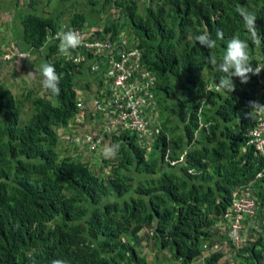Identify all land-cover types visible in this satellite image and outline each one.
<instances>
[{"label": "trees", "instance_id": "16d2710c", "mask_svg": "<svg viewBox=\"0 0 264 264\" xmlns=\"http://www.w3.org/2000/svg\"><path fill=\"white\" fill-rule=\"evenodd\" d=\"M105 4L104 12L110 7L114 17L105 29H91L86 43L108 40L116 55L120 45L131 49L133 44L140 51L141 69L155 77L152 101L141 114L153 141L143 146L130 130L131 120L116 123L115 132H100L104 142L99 150L120 145L113 158L103 160L109 172L63 150L58 131L72 132L81 108L91 107L92 100H84L79 90L85 60L59 56L52 44L49 63L60 77L59 95L44 88L43 95L30 91L21 99L0 86V264H52L53 259L147 264L143 238L172 253L174 260L160 257L154 264H229L223 250L211 248L219 221H224L229 252L239 258L232 264H264V158L246 136L263 118L259 109L255 119L248 113L250 101L264 104V70L249 74L246 83L234 77L232 92L219 88L221 73L207 62L209 50L195 39L203 31L216 39L217 30H223L225 39H217L212 50L218 61L227 40L237 36L248 40L253 66H264V0ZM238 6L256 15L259 47L250 40ZM74 18L77 28H83V12ZM24 20L28 45H42L57 32L51 18ZM89 50L96 51L82 45L70 50V56ZM95 83L98 90L91 98H100L101 91L109 94L112 86L106 78L97 77ZM85 111L97 113L94 108ZM108 115L97 113L106 129L116 117ZM237 189L250 193L256 204L254 217L242 220L248 235L240 246L225 219Z\"/></svg>", "mask_w": 264, "mask_h": 264}, {"label": "crops", "instance_id": "0c3cea01", "mask_svg": "<svg viewBox=\"0 0 264 264\" xmlns=\"http://www.w3.org/2000/svg\"><path fill=\"white\" fill-rule=\"evenodd\" d=\"M105 2H107V0H0V53H13L16 51L29 53L28 58L25 59L17 57L10 60L0 59V86L8 90L14 96L18 95L21 99H24L30 91H36L35 95H38L41 92L44 93L42 76L36 71V69L39 68L42 62L52 61L53 54L49 56L51 53V46L52 44L57 47L59 45V41L56 39V33L62 30L67 31L72 29L76 32H81L86 38L88 33L91 32V29H105L107 24H101L105 21L103 15L110 11L112 12L110 7L104 12V7L106 5ZM101 3L102 6L100 7ZM70 12H81V14L83 12L84 17L86 15L89 17L84 19L85 22L83 21V28H77L75 24L76 19L74 18L75 13L72 14ZM28 16H42L53 19L55 21V29H57V32H55L51 38L46 39L47 41L42 45L35 47L28 45L25 41L24 35L26 24L24 19ZM132 45L130 48H132ZM58 55L65 58H78L80 60H85L84 74L82 73L79 75V90L80 95L84 100H93L94 97H91L96 94L98 90L95 83L97 77H101L104 81L106 78V81L108 82L107 67L109 61L105 58L108 54L104 51L89 50L85 51L82 56L80 54H74V56L66 57L59 52ZM30 71L34 72V76L29 75ZM88 83H92V85ZM88 87H90V90H87ZM100 95H103V91L100 92ZM177 111H179V108H177L176 112ZM96 124H101L97 113L96 115H87V113L80 114L72 124V135H80L87 131L90 128V125ZM98 132H106V127L101 125L99 131H90L88 133ZM153 137L154 135L151 133L141 142L149 146L153 141ZM85 145L87 148L88 146L86 143ZM73 152L78 154L79 151L76 149ZM90 152L94 153V151ZM225 231L224 226L219 227V230L213 235L214 238L211 241V248L221 251L223 250L226 254L225 258L229 260L234 256L231 255L229 252L231 249H229V246L224 242L225 240L223 236L225 235ZM206 254L207 252L201 258H205ZM191 264L205 263H203L202 260H195Z\"/></svg>", "mask_w": 264, "mask_h": 264}, {"label": "built area", "instance_id": "2783aa9c", "mask_svg": "<svg viewBox=\"0 0 264 264\" xmlns=\"http://www.w3.org/2000/svg\"><path fill=\"white\" fill-rule=\"evenodd\" d=\"M81 36V44L89 48H94L96 51L108 52L109 63L107 68L108 82L112 86L108 95H102V99L94 97L91 102L90 109L97 111V113H107L116 116L111 120L110 126L113 127V132L116 131L115 124L118 122H125L131 120L130 130L134 134L142 138H146L152 132L141 118L144 107L152 100V91L154 89L155 77L147 69H141L139 58L141 53L136 48H124L119 46L121 53L116 55L114 53V46L112 43H86L84 35L78 32ZM29 53L13 52L0 53V59L10 60L12 58H28ZM74 61H80L76 58ZM30 76H34V72H29ZM85 108V107H84ZM86 109V108H85ZM85 109L81 108L80 114H85ZM107 128L110 129L111 127ZM124 127V126H123ZM107 132H109L106 129ZM154 135V134H153ZM249 138V143L253 145L254 151L264 158V118L257 119L254 127L249 128L246 132ZM86 144L91 151H95L101 147L104 142L103 135L98 133H88L85 135ZM183 160V157H182ZM175 164V163H173ZM189 173H192L189 171ZM256 204L250 193L244 194L242 190H237L232 194L231 206L228 214L225 217L230 222V235L236 246H240L244 242V225L242 220L244 217L251 219L254 217Z\"/></svg>", "mask_w": 264, "mask_h": 264}, {"label": "clouds", "instance_id": "9594fccd", "mask_svg": "<svg viewBox=\"0 0 264 264\" xmlns=\"http://www.w3.org/2000/svg\"><path fill=\"white\" fill-rule=\"evenodd\" d=\"M237 12L244 21L250 40L255 46L259 47L262 43V38L257 31L256 15L248 11L245 7L240 6L237 7ZM56 39L59 41V53L66 57L70 56V50L76 49L81 44L80 34L72 29L57 32ZM195 39L202 47L209 50L207 62L211 64L217 72L221 73L218 79L219 88L232 92L235 90V85L233 83L234 77L239 78L242 83H246L249 80V74L259 75L260 72L264 70V66L260 64H257L255 67L253 66L248 52V40L240 39L237 36L229 38L226 42L224 55L218 61L215 52L212 50L216 48L217 39H225L223 30H217L216 39H213L207 31L199 33L196 35ZM36 71L42 76L43 87L52 95H59L60 77L54 65L44 61ZM249 107L251 111L248 115L253 119L256 118L258 109L264 111V104H260L258 101H250ZM119 148V144L106 146L104 149V156L106 158H113L119 151ZM52 264H67V262L61 259H53Z\"/></svg>", "mask_w": 264, "mask_h": 264}, {"label": "rangeland", "instance_id": "374dc122", "mask_svg": "<svg viewBox=\"0 0 264 264\" xmlns=\"http://www.w3.org/2000/svg\"><path fill=\"white\" fill-rule=\"evenodd\" d=\"M101 6H102V3L100 4V7ZM70 13L74 14L75 12H70ZM103 16L105 17L104 18L105 21L103 23H101V24H103V25H106L107 24L108 25L109 19L111 17H114V12L113 11L112 12L110 11V12L104 14ZM85 18H89V17L86 15ZM102 26H101V28H102ZM125 36H126V34H124L122 36V38L125 37ZM95 42L102 43V44L111 43L108 40L107 41H103V40H99V39L97 41H95ZM113 46H114V44H113ZM119 51H121V50L119 49ZM104 52H106V51H104ZM106 53H108V52H106ZM38 95H43V93L41 92ZM15 96H16V98L18 97V95H15ZM85 108L86 109H90L89 105L85 106ZM22 120H23V117L22 118L20 117L19 121L21 123H24ZM101 125L102 124H99V125L98 124H96V125H90V128L87 131H85L84 133H82L80 135H74V136L73 135H70V133H72V132L65 133V132H63L61 130H59L58 132H59V135H61L62 141H64V144L62 146V149L63 150L68 151V152L72 153L73 155H78L76 157L79 158V159H81V160H83V161L89 160L93 164L96 163V166H102V167H104V170L106 169V172H109V170L106 168V166H105V164L103 162L104 159H107L104 156V149H105V147L107 145H103L102 146L103 148L100 149L97 153L96 152H94V153L93 152H90L91 150H89L88 147L86 148V145H85V143L87 142L86 139H85V135L88 132H90V131H99V129H101ZM110 127L111 128L110 129L107 128V130L109 132H112L113 131V127L112 126H110ZM138 139H139V141H142V138H140L139 136H138ZM143 146L148 147V145L147 144H144V143H143ZM76 149H78V151H79L78 154H75V152H73ZM237 190H235L234 192H236ZM250 196H251V194H250ZM223 222L224 221H219L218 222V225L215 227V229L213 227L214 231L216 229H219L220 226H223ZM141 232H143V230ZM150 234H151V232H150ZM150 234L148 233V236H150ZM140 235H142V233H140ZM247 235H248V232L244 230V242H247V239H246V236ZM142 241H144V242H142ZM140 242L143 244L142 245L141 253L143 255H145L146 261L148 262L147 264H151V263L154 264L153 263L154 260L156 259V262H157L158 258H160V257H164L166 259L174 260L173 257H172V253L170 251L161 249L158 246V244L157 245L154 244V242H153L152 239H150V238L149 239H144L143 238ZM147 242L150 243V244L148 245ZM140 246L141 245H138L137 247L140 248ZM226 260L228 261L229 264H232V262L234 260H237L238 261L239 259L234 256V257L230 258L229 260L228 259H226ZM159 263H161V262H159ZM224 263H226V262H224ZM237 264H242V263H237Z\"/></svg>", "mask_w": 264, "mask_h": 264}]
</instances>
